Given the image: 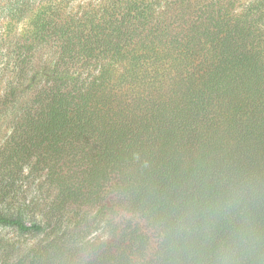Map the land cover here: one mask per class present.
<instances>
[{
    "label": "trees",
    "instance_id": "obj_1",
    "mask_svg": "<svg viewBox=\"0 0 264 264\" xmlns=\"http://www.w3.org/2000/svg\"><path fill=\"white\" fill-rule=\"evenodd\" d=\"M40 4L33 39L0 46V100L80 186L28 264H264V0ZM100 183L142 222L121 220L116 249L88 260L98 205L76 199Z\"/></svg>",
    "mask_w": 264,
    "mask_h": 264
},
{
    "label": "rangeland",
    "instance_id": "obj_2",
    "mask_svg": "<svg viewBox=\"0 0 264 264\" xmlns=\"http://www.w3.org/2000/svg\"><path fill=\"white\" fill-rule=\"evenodd\" d=\"M41 6L40 0H0V46L32 40ZM2 54H5L4 50H0V69L5 63ZM2 104L0 100V215L18 219L26 225H43L46 230L42 233L21 232L15 226L0 225V264H28L33 256L31 252L48 239L49 227L44 223L47 224V218L61 207L63 196L60 193L74 190L80 184L62 183L60 176L71 167L62 157L66 151L53 144L48 147L49 142L38 135L35 126H21L7 117L9 111L5 112ZM102 183L84 185L85 200L76 199L77 203L87 201L98 205L87 209L91 226L84 240L90 246L81 257H88V260L107 253L109 242L113 243L109 250L116 249L118 231L115 227L121 220V227L133 220L142 222L141 215L121 213L115 206L123 199L117 190L119 184ZM65 196L72 201L76 198ZM77 211L72 210L71 214L79 215L81 212ZM148 236L154 246L159 242L154 231Z\"/></svg>",
    "mask_w": 264,
    "mask_h": 264
}]
</instances>
